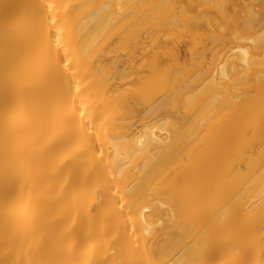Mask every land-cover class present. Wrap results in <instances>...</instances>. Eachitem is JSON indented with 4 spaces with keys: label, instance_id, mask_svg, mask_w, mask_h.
Instances as JSON below:
<instances>
[{
    "label": "bare ground",
    "instance_id": "6f19581e",
    "mask_svg": "<svg viewBox=\"0 0 264 264\" xmlns=\"http://www.w3.org/2000/svg\"><path fill=\"white\" fill-rule=\"evenodd\" d=\"M0 264H264V0H0Z\"/></svg>",
    "mask_w": 264,
    "mask_h": 264
}]
</instances>
